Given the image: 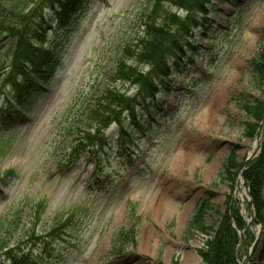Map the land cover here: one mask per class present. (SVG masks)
<instances>
[{"label": "rangeland", "instance_id": "rangeland-1", "mask_svg": "<svg viewBox=\"0 0 264 264\" xmlns=\"http://www.w3.org/2000/svg\"><path fill=\"white\" fill-rule=\"evenodd\" d=\"M151 3L78 1L54 78L25 102V114L16 112L13 127L0 126V221L17 218L8 245L20 247L31 264H203L197 251L207 237L186 230L204 200L219 214L238 209L244 223L237 231L238 264H260L254 246L264 229L254 222L241 173V182L236 176L231 183L223 165L233 151L242 166L256 137L258 148L264 137V121L257 136L246 135L242 108L260 98L249 62L264 33V0L215 3L209 28L193 38L197 48H187L169 77L170 92L159 96L162 109L133 145L119 148L111 125L105 150H77L88 129L82 112L112 83L115 62ZM52 38L47 27V44ZM0 62H11L4 43ZM6 104L1 98L0 110ZM204 220L211 226L219 218L208 212ZM130 229L127 244L115 251L118 232ZM4 259L0 254V264Z\"/></svg>", "mask_w": 264, "mask_h": 264}, {"label": "trees", "instance_id": "trees-1", "mask_svg": "<svg viewBox=\"0 0 264 264\" xmlns=\"http://www.w3.org/2000/svg\"><path fill=\"white\" fill-rule=\"evenodd\" d=\"M78 1L0 0V43L7 45L8 57L11 58L8 64L0 62V99L9 103L6 104L9 107L4 106L0 110L1 127H13L16 112L25 114V102L44 91L54 78ZM226 1L152 0L140 31L115 62L110 75L112 83L104 85L100 95L88 102L82 112L88 129L78 141L80 153L88 152L90 148L102 150L109 146V139H103V134L111 125L117 126L114 139L119 148L125 144L133 145L135 134L148 130L162 109L159 96L171 90L169 77L180 70L187 48H197L193 38H200L209 28L208 16L216 13L215 3ZM241 1L245 4L251 0ZM47 27L49 31L53 27V38L48 44ZM249 65L251 77L258 84L260 93L259 99L242 105L249 118L245 132L252 136L264 113V33ZM131 90L133 93L128 94ZM129 129L132 134L127 131ZM240 169L234 152L230 151L223 165L226 178L232 183ZM241 176L251 199L254 222L264 229V137L258 155L242 169ZM208 203L204 200L196 207L186 232H198L207 237L197 251L203 264H238L237 231L244 229L238 209L232 206L229 214H219ZM208 212L217 214L219 218L211 226L204 222ZM16 220L14 217L9 222L0 221V254L6 258L1 264H16V259H20L22 264H31L20 247L10 249L8 245L9 232L12 226L15 227ZM244 232L245 235L248 233L247 230ZM132 233L131 229L120 230L113 241L114 250H120L127 244L124 240ZM255 247H259L260 264H264V239H257ZM45 254L42 251L41 256Z\"/></svg>", "mask_w": 264, "mask_h": 264}, {"label": "bare ground", "instance_id": "bare-ground-1", "mask_svg": "<svg viewBox=\"0 0 264 264\" xmlns=\"http://www.w3.org/2000/svg\"><path fill=\"white\" fill-rule=\"evenodd\" d=\"M202 116L204 118V121H207V120L210 121L209 120L210 119L209 111H205ZM258 146H259V138L256 137V139L252 143L251 151H250L249 155L255 153L257 148H258ZM238 182L239 183L241 182V178L240 177L238 178ZM241 196L242 197L244 196V192L241 193Z\"/></svg>", "mask_w": 264, "mask_h": 264}, {"label": "water", "instance_id": "water-1", "mask_svg": "<svg viewBox=\"0 0 264 264\" xmlns=\"http://www.w3.org/2000/svg\"><path fill=\"white\" fill-rule=\"evenodd\" d=\"M262 121H264V114H263V116H262V118H261V122H262ZM257 134H258V133H257V131H256V132H255V136H257ZM258 151H259V148L256 150L255 153L249 155V156L246 158V160L244 161V163H243V165H242L241 170L244 168V166L247 164V162H248L249 160L253 159V158L258 154ZM249 204H250V206L252 207L251 201H249ZM250 218H251L250 220H252V218H253V216H252V212H250ZM248 225L250 226V225H251V222H249Z\"/></svg>", "mask_w": 264, "mask_h": 264}]
</instances>
